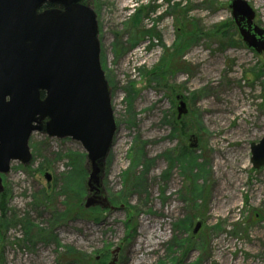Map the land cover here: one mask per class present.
<instances>
[{"label": "rangeland", "instance_id": "obj_1", "mask_svg": "<svg viewBox=\"0 0 264 264\" xmlns=\"http://www.w3.org/2000/svg\"><path fill=\"white\" fill-rule=\"evenodd\" d=\"M247 1L264 28V0ZM86 2L116 125L100 173L110 207H83L90 165L79 142L33 132L30 162L1 174L4 219L16 220L0 230V264H108L112 251L116 264H264V167L250 161L264 137V53L240 40L229 0ZM183 148L197 161L169 163ZM231 167L239 179L221 207L212 188Z\"/></svg>", "mask_w": 264, "mask_h": 264}, {"label": "water", "instance_id": "obj_2", "mask_svg": "<svg viewBox=\"0 0 264 264\" xmlns=\"http://www.w3.org/2000/svg\"><path fill=\"white\" fill-rule=\"evenodd\" d=\"M57 5L41 9L46 4ZM231 20L244 46L264 53V28L247 0H229ZM40 92L45 96L40 97ZM177 119L187 113L176 96ZM116 129L110 91L100 63L98 24L82 0H0V182L11 163L31 160L33 132L70 138L90 165L84 208L109 206L101 193V168ZM189 148L198 145L188 135ZM252 168L264 167V137L250 146ZM46 181L50 174L44 173ZM1 192V190H0ZM110 207V206H109ZM200 222L195 224L196 232ZM112 251L108 264H116Z\"/></svg>", "mask_w": 264, "mask_h": 264}, {"label": "trees", "instance_id": "obj_3", "mask_svg": "<svg viewBox=\"0 0 264 264\" xmlns=\"http://www.w3.org/2000/svg\"><path fill=\"white\" fill-rule=\"evenodd\" d=\"M52 7H54V5H52V4H49V3H46V4H44L42 7H41V9H47V8H52ZM231 26H232V23H231ZM215 32H218V28L215 30ZM223 32L224 31H222L221 32V34H223ZM183 37V36H182ZM102 65V64H101ZM102 69L103 70H105V67H103L102 66ZM45 96V93L44 92H40V97L41 98H43ZM182 119V117L180 118V119H177L176 117H175V122L173 121V123H181V122H177V121H180ZM187 150H188V148H183V149H181L179 152H175V150L174 149H172V151H171V153H169L168 155H171V156H174V157H172V158H168V161H169V163H172L173 164V158H176V159H178V160H180L182 163H185V161H187V164H189V166H191V164L192 163H195L197 160H196V157L195 156H193L191 153H189V152H187ZM84 156V155H83ZM84 158H85V156H84ZM83 158V159H84ZM185 158H187V159H185ZM185 160V161H184ZM196 160V161H195ZM75 161V160H74ZM136 162L138 163V159H136ZM135 162V163H136ZM75 170L78 172L77 174L78 175H82V174H84L83 173V169L82 170H80V169H77L76 167H75ZM138 179H140V178H138ZM197 190V188H194V192ZM76 191H77V189H76ZM193 192V193H194ZM196 192H198L199 193V191L197 190ZM75 194H76V192H75ZM79 194H81L80 192H79ZM195 194V193H194ZM7 197H8V194L4 191V192H0V230L3 228V227H6V225L8 226V224H9V221H14V220H16L15 219V217H14V215L11 217L12 219L11 220H9V221H5V219L4 218H6V213H7ZM80 198L78 199V202H80ZM79 208L81 207L80 205L78 206ZM81 210H83V212H86L85 210L86 209H84L83 207H81L80 208ZM97 211V210H100V207H98V206H96V207H94V208H90V211ZM88 212V211H87ZM26 223L29 225L30 223L29 222H26L25 221V224L24 225H26Z\"/></svg>", "mask_w": 264, "mask_h": 264}, {"label": "bare ground", "instance_id": "obj_4", "mask_svg": "<svg viewBox=\"0 0 264 264\" xmlns=\"http://www.w3.org/2000/svg\"><path fill=\"white\" fill-rule=\"evenodd\" d=\"M205 70H206V68H205ZM242 133H244V132H242ZM234 164H236V163H234ZM237 164L240 165V163H237ZM216 165H217V169H219L225 165V162L221 163V164L216 163ZM241 167H246V166H241ZM237 179H239V177L237 176V173H236L234 167H231L230 169H225L222 171L221 174L219 173L215 176L214 186L212 188V194H213V198L217 199V204H219L221 207L224 206V203L222 200L225 198V196L232 194L233 185L235 184V181ZM153 227L154 226H151V225H149L147 227V228H149V230H151L150 234H154L155 230L153 229ZM136 242H137V240H136ZM140 243H142L141 245L143 247H146V242H144V241H140V242L138 241L137 242L138 245ZM221 263L222 264L224 263V259L221 260Z\"/></svg>", "mask_w": 264, "mask_h": 264}, {"label": "flooded vegetation", "instance_id": "obj_5", "mask_svg": "<svg viewBox=\"0 0 264 264\" xmlns=\"http://www.w3.org/2000/svg\"><path fill=\"white\" fill-rule=\"evenodd\" d=\"M86 0H82L83 3H85ZM57 6V5H54V7ZM100 190H101V187H100ZM101 193L103 194V192L101 191Z\"/></svg>", "mask_w": 264, "mask_h": 264}]
</instances>
